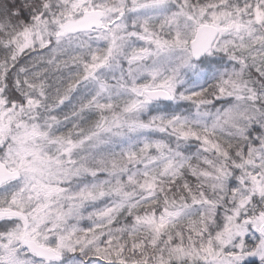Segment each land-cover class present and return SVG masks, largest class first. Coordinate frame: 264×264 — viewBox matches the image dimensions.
<instances>
[{"label":"snow or ice","instance_id":"1","mask_svg":"<svg viewBox=\"0 0 264 264\" xmlns=\"http://www.w3.org/2000/svg\"><path fill=\"white\" fill-rule=\"evenodd\" d=\"M0 264H264V0H0Z\"/></svg>","mask_w":264,"mask_h":264}]
</instances>
